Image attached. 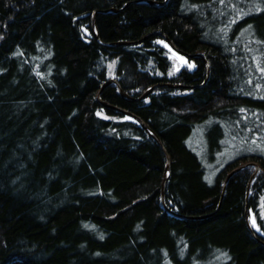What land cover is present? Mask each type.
<instances>
[{
	"label": "trees",
	"instance_id": "obj_1",
	"mask_svg": "<svg viewBox=\"0 0 264 264\" xmlns=\"http://www.w3.org/2000/svg\"><path fill=\"white\" fill-rule=\"evenodd\" d=\"M153 1L0 0V264H264V0Z\"/></svg>",
	"mask_w": 264,
	"mask_h": 264
},
{
	"label": "water",
	"instance_id": "obj_2",
	"mask_svg": "<svg viewBox=\"0 0 264 264\" xmlns=\"http://www.w3.org/2000/svg\"><path fill=\"white\" fill-rule=\"evenodd\" d=\"M168 0H166L165 2H167ZM145 2H148V3H152V4H158L157 1H153V0H145ZM165 4V3H163ZM162 4V5H163ZM97 14V12H95V15ZM94 28H95V20H94ZM93 36L96 38V40L99 41V37L97 35V32H96V29H94L93 31ZM153 36H157V37H161L163 38L167 44L170 46V48L179 53L180 55L182 56H185L186 58L188 59H191L193 60L194 58H197V57H200L199 55H189V54H186L184 52H181L180 50H178L174 45L173 43L170 41V39L168 37H166L165 35L163 34H160V33H154V34H149L147 35L146 37L142 38L141 40L139 41H135V42H126V43H122L121 45H137L139 43H143L145 42L147 39H149L150 37H153ZM120 44L118 45H107L108 47H118ZM111 85H114L118 88L119 90V93L123 96V98L125 100H128L130 102H135V101H138V100H135V99H132L130 96H128L125 91L123 90V88L121 87V85L119 84L118 81H116L115 79H111L109 80L108 82H106L102 87H101V90L99 91L98 93V96H97V99L99 101V103L104 107V108H107V109H114L118 112H121L123 113L124 115L128 116V117H131L133 118L137 123H139L141 125V127H143L148 133L149 135L156 141V143L159 145L160 149L162 150V152L164 153L165 157H166V166H165V170H164V173H163V179H162V184H161V204L163 206V209L166 210L169 214H171L173 217L175 218H178V219H181V220H187V219H196L194 217H187V216H181L171 210H169L166 206V203H165V197H166V187H167V184H168V181H169V178H170V172H171V165H172V159H171V156L169 154V152L167 151L165 145L163 144L162 140L159 138V136L152 130L149 128V126L147 124H145L140 118H138L137 116L133 115L132 113L130 112H127L123 109H120L118 107H114V106H110L108 103H105L104 101H102L101 99V95H102V92L109 86ZM160 87H170V88H183L182 86H179V85H171V84H158V85H155L153 87H151L149 90H147L143 96L140 98V100L142 99H146L155 89L157 88H160ZM249 167H254L255 168V171L253 173V175L251 176L250 180H249V183H248V187H247V206H246V221H247V226L252 234V236L258 240L259 242L263 243L262 241H260V238L257 237L256 233L254 232V230L251 228L250 226V223L248 221V216H249V213H248V210H249V206H248V198H249V194H250V190H251V186H252V183L253 181L255 180V178L257 177L259 171H260V167L257 163L255 162H247V163H244L240 166H238L237 168L233 169L226 177L225 179V182H224V185H223V188H222V193H221V202H220V206H221V203L223 202V199L225 197V193H226V189H227V185L229 183V181L231 180V178L238 172L244 170V169H247ZM219 206V208H220ZM218 208V209H219ZM200 219V218H199Z\"/></svg>",
	"mask_w": 264,
	"mask_h": 264
},
{
	"label": "rangeland",
	"instance_id": "obj_3",
	"mask_svg": "<svg viewBox=\"0 0 264 264\" xmlns=\"http://www.w3.org/2000/svg\"><path fill=\"white\" fill-rule=\"evenodd\" d=\"M160 44L166 46V44L163 42H160ZM168 48H169L168 49V54H169L168 57L172 63L173 73H177V72L181 71L182 69H187L190 72L195 70V62L193 60L188 59L185 56L178 54L177 52L170 49L169 46H168ZM249 168H254V167H249ZM248 213H249L248 221L250 223L251 228H253L255 230V232H257L258 234H262L259 227H258L255 213L251 210L250 211L248 210ZM258 214L260 217L264 216V196H262V195H261L260 201H259ZM246 223H247V221H246Z\"/></svg>",
	"mask_w": 264,
	"mask_h": 264
},
{
	"label": "bare ground",
	"instance_id": "obj_4",
	"mask_svg": "<svg viewBox=\"0 0 264 264\" xmlns=\"http://www.w3.org/2000/svg\"><path fill=\"white\" fill-rule=\"evenodd\" d=\"M141 40V39H140ZM139 41V40H138ZM140 44H142V43H139V44H137V45H140Z\"/></svg>",
	"mask_w": 264,
	"mask_h": 264
}]
</instances>
